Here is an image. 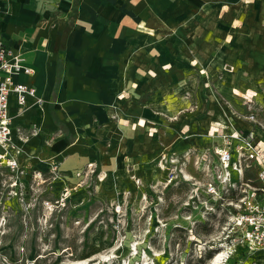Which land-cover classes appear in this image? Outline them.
I'll return each instance as SVG.
<instances>
[{"label":"rangeland","instance_id":"374dc122","mask_svg":"<svg viewBox=\"0 0 264 264\" xmlns=\"http://www.w3.org/2000/svg\"><path fill=\"white\" fill-rule=\"evenodd\" d=\"M165 4L139 40L160 66L117 95L112 147L57 157L49 115L30 114L31 174L0 183V264H209L222 251L247 264L228 250L224 218L190 199L211 181L199 160L211 122L254 113L264 139V0Z\"/></svg>","mask_w":264,"mask_h":264},{"label":"crops","instance_id":"0c3cea01","mask_svg":"<svg viewBox=\"0 0 264 264\" xmlns=\"http://www.w3.org/2000/svg\"><path fill=\"white\" fill-rule=\"evenodd\" d=\"M165 5V0H0V43L10 58L20 57L32 70L15 75V81L35 87L36 98L42 100L39 105L30 98L22 108L15 95L10 98L14 138L23 149L21 166L32 171L27 136L32 113L49 115L45 120L56 127L48 128V145L59 151L57 157L71 152L96 157L102 143L112 147L109 138L118 133L121 102L117 95L132 97L131 84L140 76L149 78V69L160 66L161 60L150 57L151 49L139 40L144 42L147 33L142 30L161 19ZM57 123L71 124L66 134ZM234 129L255 131L264 142L254 122L240 123L232 116L211 122L200 154L221 146L222 135ZM33 140L40 142L34 135Z\"/></svg>","mask_w":264,"mask_h":264},{"label":"built area","instance_id":"2783aa9c","mask_svg":"<svg viewBox=\"0 0 264 264\" xmlns=\"http://www.w3.org/2000/svg\"><path fill=\"white\" fill-rule=\"evenodd\" d=\"M11 55L0 43L1 185H4L6 173L11 178L31 174L20 164L23 149L14 138L11 96L15 95L22 108L30 98L42 105V100L36 98L35 87L15 81V75L31 74L32 70L21 64L20 57L10 58ZM248 120L255 122L256 117L250 115ZM17 133L20 134L19 129ZM20 140L26 138L20 135ZM199 160L209 168L211 181L201 193L194 188L195 194L190 199L192 208L204 210L208 216L216 214L224 218V229L229 232L226 243L232 256H244L247 264H264V142L255 131L234 129L222 135L221 146L207 149ZM253 168L256 171L251 172Z\"/></svg>","mask_w":264,"mask_h":264},{"label":"bare ground","instance_id":"6f19581e","mask_svg":"<svg viewBox=\"0 0 264 264\" xmlns=\"http://www.w3.org/2000/svg\"><path fill=\"white\" fill-rule=\"evenodd\" d=\"M226 258H228V257H227V255H225V252H223V251L219 252V253H216L209 264H224V263H227L228 260H226ZM76 264H80V263L78 262ZM81 264H86V263L85 262H81Z\"/></svg>","mask_w":264,"mask_h":264},{"label":"trees","instance_id":"16d2710c","mask_svg":"<svg viewBox=\"0 0 264 264\" xmlns=\"http://www.w3.org/2000/svg\"><path fill=\"white\" fill-rule=\"evenodd\" d=\"M196 215H199V213H196ZM201 217V216H200ZM214 217V215H213ZM202 221V220H201ZM235 258V257H234ZM238 259H242V260H246L244 256H237L236 259L234 260H238Z\"/></svg>","mask_w":264,"mask_h":264}]
</instances>
